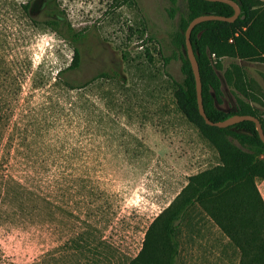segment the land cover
Listing matches in <instances>:
<instances>
[{"label": "rangeland", "instance_id": "rangeland-1", "mask_svg": "<svg viewBox=\"0 0 264 264\" xmlns=\"http://www.w3.org/2000/svg\"><path fill=\"white\" fill-rule=\"evenodd\" d=\"M33 1L0 0V264H129L189 179L219 165L173 96L184 1L172 19L168 0ZM223 61L234 75L218 72L216 108L235 112L237 84L264 120V64ZM176 239V264H239L201 205Z\"/></svg>", "mask_w": 264, "mask_h": 264}, {"label": "trees", "instance_id": "trees-1", "mask_svg": "<svg viewBox=\"0 0 264 264\" xmlns=\"http://www.w3.org/2000/svg\"><path fill=\"white\" fill-rule=\"evenodd\" d=\"M168 15L172 19L179 12L177 0H168ZM185 14L172 34V44L181 63L180 82L171 79L173 96L178 111L197 126L214 145L219 155V165L189 179L188 185L176 200L148 227L138 255L129 264H176L179 222L183 214L196 204L211 216L222 233L234 244L240 254L239 264H264V201L256 181H264V145L252 122L218 129L204 123L197 108L195 81L186 56L184 33L188 24L203 15L230 17L233 9L225 4L203 0H183ZM240 7V16L234 23L204 22L196 26L190 36L193 53L199 67L202 84V104L206 117L221 122L233 115L257 118L264 132V120L251 104L252 98L239 89L242 99H237L235 112L224 113L216 108L223 95L218 72H223L225 59L244 63L264 64V3L261 0H232ZM49 24H58L50 20ZM73 42L79 33H71ZM148 60H151L146 53ZM125 59V57H122ZM80 65L79 51L73 49L72 64L64 71L75 70ZM235 67L224 70V79L232 83ZM63 75V73H61ZM100 73L95 79H110ZM64 84L77 88L64 76ZM235 141L236 143H234ZM214 203V207H212Z\"/></svg>", "mask_w": 264, "mask_h": 264}, {"label": "water", "instance_id": "water-1", "mask_svg": "<svg viewBox=\"0 0 264 264\" xmlns=\"http://www.w3.org/2000/svg\"><path fill=\"white\" fill-rule=\"evenodd\" d=\"M206 2L211 3H221L230 6L233 9V15L230 17H224L219 15H203L199 16L195 19H193L187 26V29L184 33L185 37V50H186V56L190 63L191 70L193 73L194 81H195V90H196V99H197V108L199 115L204 120V123L209 127H215L218 129H225L234 125H237L242 122H252L255 126V130L257 132V135L264 145V132L261 126L260 121L252 116L249 115H233L229 117L228 119L221 121V122H212L210 121L204 112L203 104H202V84L199 74V67L198 63L196 61L195 55L192 50L191 42H190V36L193 31V29L198 26L201 23L204 22H224V23H234L240 16V7L237 3H235L232 0H203Z\"/></svg>", "mask_w": 264, "mask_h": 264}, {"label": "crops", "instance_id": "crops-1", "mask_svg": "<svg viewBox=\"0 0 264 264\" xmlns=\"http://www.w3.org/2000/svg\"><path fill=\"white\" fill-rule=\"evenodd\" d=\"M257 188H258V191L264 200V181L257 182Z\"/></svg>", "mask_w": 264, "mask_h": 264}, {"label": "flooded vegetation", "instance_id": "flooded-vegetation-1", "mask_svg": "<svg viewBox=\"0 0 264 264\" xmlns=\"http://www.w3.org/2000/svg\"><path fill=\"white\" fill-rule=\"evenodd\" d=\"M34 1H35V0H34ZM34 1H33V2H34ZM36 1H38V0H36ZM29 14L32 16V12H30V10H29Z\"/></svg>", "mask_w": 264, "mask_h": 264}, {"label": "built area", "instance_id": "built-area-1", "mask_svg": "<svg viewBox=\"0 0 264 264\" xmlns=\"http://www.w3.org/2000/svg\"><path fill=\"white\" fill-rule=\"evenodd\" d=\"M140 48H142V46H140Z\"/></svg>", "mask_w": 264, "mask_h": 264}]
</instances>
